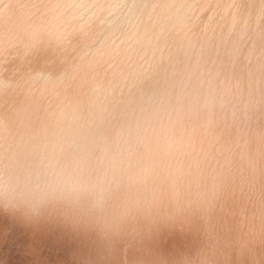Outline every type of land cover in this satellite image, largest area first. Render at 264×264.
Instances as JSON below:
<instances>
[{"label":"rangeland","instance_id":"1","mask_svg":"<svg viewBox=\"0 0 264 264\" xmlns=\"http://www.w3.org/2000/svg\"><path fill=\"white\" fill-rule=\"evenodd\" d=\"M81 144L101 196L21 194ZM0 264H264V0H0Z\"/></svg>","mask_w":264,"mask_h":264},{"label":"clouds","instance_id":"2","mask_svg":"<svg viewBox=\"0 0 264 264\" xmlns=\"http://www.w3.org/2000/svg\"><path fill=\"white\" fill-rule=\"evenodd\" d=\"M120 150L118 141L104 148L109 164L117 161ZM64 153V148L53 146L38 158L30 171L17 175L14 183L21 194L53 190L76 197H99L107 190L108 173L93 174L100 167V161L88 145L81 144L73 147L68 155Z\"/></svg>","mask_w":264,"mask_h":264}]
</instances>
